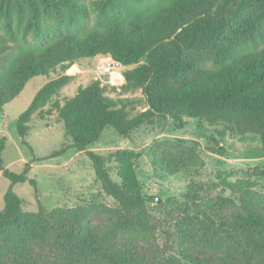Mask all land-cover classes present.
<instances>
[{"label":"trees","instance_id":"1","mask_svg":"<svg viewBox=\"0 0 264 264\" xmlns=\"http://www.w3.org/2000/svg\"><path fill=\"white\" fill-rule=\"evenodd\" d=\"M144 1L97 0L93 7L99 21H106L104 29L63 33L62 28H71L79 18L87 17L86 7L78 0H0L6 10L27 16L41 40L37 49L22 52L0 80V107L19 96L32 78L48 77L57 68L64 71L75 62L104 56L122 67L136 65L123 78L142 90L145 110L123 121L112 114L99 83H90L56 108L71 144L52 157L68 149L85 151L106 128L126 137L142 125L166 118L177 129L183 128L185 119H195L227 125L241 136L256 135L264 156V0H166L146 13L131 9ZM44 18L54 19L56 38L43 35ZM65 81L45 84L17 118L16 134L29 151L24 140L27 123ZM4 148L5 138H1L0 174L10 185L0 211V245L23 249L35 242L53 241L62 249L63 260L51 264H144L134 246L151 236L154 228L129 154H115L114 180L103 158L87 153L96 180L115 206L89 203L49 213L42 208L26 212L12 187L26 182L35 187L27 177L30 163L20 173L6 169L1 157ZM164 171L176 173L171 166ZM193 189L183 196L196 215L176 222L163 239L170 264H264V203L242 201L233 215L214 221L210 203L209 207L195 203L204 187L195 183ZM216 202L218 212L233 204L222 196ZM98 215L109 220L105 232L90 225ZM200 217L216 230L198 227L199 235L193 228ZM102 232L124 234L129 246L118 250L105 245ZM24 260L20 256L10 264H25ZM0 264L9 263L0 259Z\"/></svg>","mask_w":264,"mask_h":264},{"label":"rangeland","instance_id":"2","mask_svg":"<svg viewBox=\"0 0 264 264\" xmlns=\"http://www.w3.org/2000/svg\"><path fill=\"white\" fill-rule=\"evenodd\" d=\"M97 0H78L86 7L87 17L79 18L71 28L61 29L81 33L92 29H104L106 21L100 22L98 11L93 7ZM166 0H145L141 5H132L135 12L146 13ZM107 19V18H105ZM42 29L45 36L56 38L57 25L52 18H44ZM40 38L33 30L27 16H18L5 9L0 3V80L3 79L15 59L25 51L37 49ZM113 63L108 72L98 68ZM115 66L109 57L98 56L73 63L64 71L57 68L48 77L32 78L19 96L0 107V139L5 138L2 152L4 167L20 173L24 164L30 163L28 182L17 184L12 191L21 199L22 209L36 212L42 208L49 213L56 209H71L89 203L115 206L113 200L101 189L96 180L92 164L87 157L91 152L103 158L112 179L116 180L114 156L118 152L129 154L135 180L141 189V196L154 228L152 235L138 241L134 246L143 258L144 264H170L168 253L163 248L165 233L174 230V224L196 215L183 195L194 190L196 184L204 187L197 194L196 202L213 206L211 217L214 221L226 219L238 211L242 201L261 206L264 203V156L256 135H239L224 124H208L195 119H185V125L177 129L174 122L166 118L154 120L140 126L128 136L115 134L106 128L100 139L85 151L68 149L60 156L54 152L69 147L71 139L58 116L57 107L72 99L78 91L97 81L109 99L110 110L123 121L137 116L146 108L142 90L126 84L123 74L135 69ZM66 78L65 83L50 97L40 112L27 123L26 146L16 134V121L26 110L35 94L47 83ZM171 166L173 175L165 173ZM10 182L0 174V211L3 196ZM229 198L232 205L218 212L216 197ZM109 220L102 215L91 219L90 225L98 231L108 226ZM198 227L216 226L200 217ZM100 233L101 241L114 249L129 246V239L119 232ZM197 249V248H195ZM194 249V251H195ZM0 259L11 263L20 256L25 264H51L63 260V252L53 241L35 242L26 248L0 245ZM180 264V263H178Z\"/></svg>","mask_w":264,"mask_h":264},{"label":"built area","instance_id":"3","mask_svg":"<svg viewBox=\"0 0 264 264\" xmlns=\"http://www.w3.org/2000/svg\"><path fill=\"white\" fill-rule=\"evenodd\" d=\"M113 66V63H105V64H102L101 67H99L98 69L100 71H103V72H108L109 71V68Z\"/></svg>","mask_w":264,"mask_h":264},{"label":"water","instance_id":"4","mask_svg":"<svg viewBox=\"0 0 264 264\" xmlns=\"http://www.w3.org/2000/svg\"><path fill=\"white\" fill-rule=\"evenodd\" d=\"M114 65H115V66H119V64H118V63H114Z\"/></svg>","mask_w":264,"mask_h":264}]
</instances>
